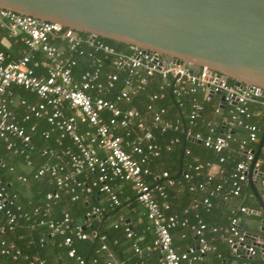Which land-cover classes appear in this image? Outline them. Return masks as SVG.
Returning a JSON list of instances; mask_svg holds the SVG:
<instances>
[{"label": "built area", "instance_id": "obj_1", "mask_svg": "<svg viewBox=\"0 0 264 264\" xmlns=\"http://www.w3.org/2000/svg\"><path fill=\"white\" fill-rule=\"evenodd\" d=\"M0 27L6 30L8 37L22 45L20 55L15 58L9 50H0V141L13 153L23 154L25 164L29 166L31 159L27 150L33 149L30 133L38 120L48 123L49 127L41 134L44 138H50L55 132L54 147L40 149L39 154L44 160L34 173L36 178L46 175L47 180L54 185L55 189L45 194L46 200L54 202L63 191L70 194L71 200H76L82 194L87 203L96 190L105 195L107 206L115 207L120 205L118 182L128 181L136 201L143 206L145 217L150 221V227L146 228L152 229L154 234L150 243L140 246V236L134 237L130 225L125 223V236L133 239L131 248L139 258L138 264H144L145 256L155 249L161 254L160 264H207L202 261L203 255L216 248L207 239L206 232L220 231L230 250L240 258L239 264H256L252 257L256 253L258 240L248 242L249 236L240 226V214L249 211L245 205L229 208L225 228L207 225L197 214L195 221L191 222L186 215L166 213L168 202H160L157 197L165 199L164 187L173 185L174 180L165 170L152 173L148 161L159 156L161 150L154 141L152 128L165 132L168 129L177 130L181 125L178 118L170 121L163 117L166 111L164 107L153 105L156 100L163 98L168 87L178 103L186 94L193 95L200 91L202 99L206 101L221 92L224 98L223 101L219 99L215 110L222 112L228 106L227 114L221 120L222 130L218 132L211 122L206 123L208 127L205 133L192 130L195 118L202 109L201 102L196 98L192 99L189 120L183 129L186 138L201 143L218 155L216 162H199L196 157V163L187 164V169H192L195 175L205 170V179L197 184L204 195L190 208H196L201 203L208 210L212 205L211 198L220 194L224 199L239 196L254 158L255 149L251 144L258 141L256 125L246 119L255 114H264V101L256 111L250 110L249 102L255 96L264 98L263 92L256 93L252 85L237 86L206 66H201L197 73H193L188 64L173 62L155 51L135 45H127L124 50L117 49L97 39V36H82L78 31L59 23L8 9L0 8ZM34 53H40L43 60H35ZM73 54L84 55L88 60V68L76 76L73 67L77 60ZM105 62L110 66V71L104 70ZM39 64L43 70L37 73L34 68ZM155 76L159 78L157 90L147 93L149 103L146 111L129 105L139 93L147 91L150 79ZM118 82L120 86H116ZM14 85L31 92L35 100L16 98ZM112 92L113 99L105 97ZM15 101L22 108L20 115L11 108ZM236 128H243L245 134L236 137ZM177 141V138L169 140L166 150H170ZM232 142L237 143L242 158L235 163L226 178L211 185L215 177L212 168L214 165L220 167L226 160L223 153L231 150ZM261 151L264 152V146ZM184 153L190 154V150L185 148ZM262 162L259 158L255 160L252 177H259L260 183L264 185V171L259 168ZM188 170H183L186 180L192 177ZM147 176L155 182H148ZM18 178L25 180L21 175ZM194 188L195 185L190 186V189ZM15 199L16 194H9L0 180V213L5 215L8 229L14 228L21 216V206L15 204ZM105 210V205L91 203L84 213L83 225L88 226L94 218L100 219ZM47 211L48 208H45L42 215ZM188 211L189 208H185L182 213L187 214ZM70 221L69 214L63 212L61 220L48 223L50 234L63 236L61 244L71 254H75L77 264H87L76 253L71 236L66 235ZM119 222L123 223L121 216ZM177 227L190 230L195 248L188 247L183 251L175 248L171 231ZM4 230L0 226V231ZM73 231L79 240L98 237L100 244L90 264H120L110 259L100 262L96 253L108 251L104 234H98L93 228L87 233L79 225ZM240 251L245 256H241ZM0 255L10 257L14 264H44L43 260L29 257L13 241L2 237ZM261 260L264 261V248H261Z\"/></svg>", "mask_w": 264, "mask_h": 264}, {"label": "trees", "instance_id": "obj_2", "mask_svg": "<svg viewBox=\"0 0 264 264\" xmlns=\"http://www.w3.org/2000/svg\"><path fill=\"white\" fill-rule=\"evenodd\" d=\"M82 36H86L87 33L79 32ZM7 35V32L5 29L0 27V38L2 36ZM97 39L108 43L110 45H113L117 49H126L127 45L119 42H115L108 38H103L100 36H97ZM20 48L21 46L18 45ZM0 50H6L4 45L0 43ZM17 55H13L12 57H16ZM73 56L76 58L77 63L73 67L74 75H78L81 71L88 68V60L84 55H77L73 54ZM33 58L35 60H38L41 62L43 60V56L40 53H34ZM104 70L110 71L111 68L108 66V63L105 62L104 64ZM35 72H42L43 68L39 64L37 67L34 68ZM102 78V76H101ZM158 76H155L154 78L150 79L147 91L139 93L136 98L133 99V101L129 104L132 106L137 107L142 112L146 111V105L149 103V99L147 96L148 92H152L157 90L158 86ZM232 82V80H230ZM17 87V89H14L15 92L19 93L21 98H25L28 101H31L34 96L31 92L23 89L22 87H18L19 85H14ZM116 86H120V82L117 83ZM114 92V91H113ZM113 92L111 94L105 95L106 98L113 99ZM163 98L156 100L153 105L158 107H164L165 113L163 114V117L165 119H168L170 121H173L174 119L178 118L180 120V126L177 130L168 129L165 132H160L157 129L152 128L153 131V137L154 141L157 142L160 147V154L157 157H152L148 161V166L151 169L152 173H157L159 171H167L170 178L174 180V184L167 186L165 185V193L166 198L162 199L160 197H157V199L162 202L163 200L167 201L169 204V208L166 210V213H176L180 216L186 215L189 217L191 222L195 221V214H197L202 220L207 224L211 225L212 219L210 216L214 215L216 206H215V197L211 198L212 205L211 207L206 210L204 206H202L201 203L198 204L196 208L191 209V205L194 202H199L204 195L202 191H200L197 187V184L199 182H202L204 177V171L202 170V173L199 175H195L194 171L192 169L188 170L187 164L188 163H196L194 159L197 157L199 162H205V161H217L218 155L215 154L213 151H211L208 148H205L201 143L192 141L185 137L183 129L187 126L188 123V112L190 110L191 102L193 98H196L199 100L202 104L201 112L198 116L195 118V124L192 125V130L195 131H201L203 133L207 130V122H211L213 125L216 126L217 131L219 132L222 130L221 127V120L222 118L227 114V108L228 106H225L224 110L222 112L215 110V105L219 102V96L213 95L209 98V100H203L202 99V93L198 91L197 93L193 95H183L179 102L177 101L176 97L170 92L169 87L165 90ZM28 94V95H25ZM264 101V98L260 96H255L254 100H251L249 102V107L251 111H256L260 108L261 102ZM11 108L14 109L17 115L21 114L22 108L21 106L14 107V105H11ZM247 122L253 123L257 127V138L261 136L263 125H264V114H255L252 117L246 119ZM48 123H46L45 120H38L37 124L35 126V129L30 133V144L33 146L32 150H27V153L29 155V158L31 159V164L27 166L25 164V158L24 155L21 153H13L12 150L7 149L5 147V144L3 141H0V180L2 184L5 186L6 191L9 194H16V199L14 200L15 204H18L21 206V216L18 218L15 227L12 229L7 228L6 224V217L3 213H0V226H3L5 228L4 231H0V238H5L7 240H13V242L21 248L22 252L27 253L29 255H37L38 259L43 260L45 263L48 262V259L50 257H54L55 255L60 252V246H58V243H60L63 239V236L55 233L51 236L52 243L45 244L42 241H40V238L44 237V235L48 234L50 232V228H46L44 225L38 224L40 218L51 219L53 221H59L62 219L63 212H67L70 216V227L66 231V235H70L72 238V245L76 249V253L81 255L87 264H90V259L94 254V251L99 247L100 241L98 237H91L84 240H79L74 236V228L75 226H82L83 225V218L84 213L88 209L89 205L91 203L102 205L98 202V197L101 194V192H97L96 190L93 191L92 195L90 196L87 203L85 202L82 194H80L79 198L76 200L70 199V194L64 193L63 191L60 192L59 198L56 199L54 202H49L45 198V194L49 191H53L54 185L52 183H49L47 181V176H40V177H34V173L36 172V169L38 168L39 164L44 160V157H42L39 154V151L42 147H54L53 142V136L55 135V132L52 133V137L50 138H44L41 134L43 130L47 129ZM244 129L243 128H236L234 134L236 137L239 133L244 135L242 133ZM245 132V130L243 131ZM133 135V133H131ZM177 138L178 141L175 142L170 150H166L165 146L169 143V140ZM258 146V142H254L251 144V147L253 149H256ZM185 148H188L190 150V154H185L184 150ZM231 151L236 152L238 155V158L234 159V164L231 163H225V161L221 164L222 169H225V171L221 173L219 177L215 176L213 177L211 181V185L215 184L216 182L220 181L221 179L226 178L229 173L231 172L232 168L234 167L235 163L242 158L241 153L237 149V143L232 142L231 143ZM224 154V153H223ZM230 154V152H229ZM230 157V155H227ZM260 158L264 162V152H260ZM263 162L260 164L259 168L260 170L264 171V164ZM225 163V164H224ZM25 167V170H22L21 167ZM226 166H228L226 168ZM225 167V168H224ZM27 169V170H26ZM183 170H188L192 177L189 180H186L183 178ZM24 176L25 180L22 181L18 178V176ZM42 180L39 182L38 180ZM15 179L20 180V182H28V180H31L32 182H35L34 184V191L35 193L38 192L33 198L28 199L24 198L23 195V189L24 186H19V189L14 186L16 185ZM146 180L148 182L154 183L155 180L152 179V177H146ZM30 181V182H31ZM163 181V180H161ZM39 182V183H38ZM38 183V184H37ZM47 183V184H45ZM121 185L122 193H119V199H120V205L115 207H109L106 206L108 209H117L122 204H126L129 206L130 209L134 208L136 205H138V202L136 201L134 197V192L130 187V184L128 181H119L118 182ZM182 185V191L180 192V196L183 198L182 203L177 202V195L176 193V187L177 185ZM191 185H195L194 189H190ZM227 184L224 186V190H226ZM47 191V192H46ZM248 192L250 193V190L248 188L247 184H243L241 193ZM103 194V193H102ZM239 194V195H240ZM221 197V194L219 195ZM217 197V196H216ZM107 204V203H106ZM45 208H48L47 213L42 215ZM185 208H189V211L187 214H183V210ZM37 209V210H35ZM35 211V212H34ZM32 212H34V216H32ZM106 210L104 211L103 215L105 214ZM228 216H227V222L229 219V209L227 210ZM103 215L99 220L103 221ZM34 218V221L32 220ZM97 218H94L92 220L93 228L98 232V234H104L106 236V243L108 244V251H100L97 252V256L99 260L103 261V256L110 253V251L118 250V247L125 248L127 246L120 245L123 239L125 238V231L124 226L125 223H117V226L111 225L110 228H106L102 225V222L98 223L96 221ZM33 221V222H31ZM31 224V226L29 225ZM213 226V225H211ZM216 226V225H215ZM146 227H150V223L147 222L146 217H144V221L140 224L139 229L142 228L147 229ZM83 230L87 233H90L91 230L87 227L83 228ZM182 231L180 227H177L171 231L172 235L175 234L177 231ZM133 236H138L134 230ZM146 231H149L147 229ZM217 235L220 234L219 232H216ZM150 234V231L148 232ZM186 236H188V242L190 243L191 235L190 230L188 229L186 231ZM215 234L211 232H206V237L209 240L211 237H213ZM215 235V236H217ZM122 236V237H121ZM219 236V235H218ZM153 239V238H152ZM218 239V238H217ZM113 240H116L117 242L114 244ZM133 239H130V242H132ZM30 241L29 243H27ZM152 241V240H151ZM150 241V242H151ZM210 243H212L215 246L214 254H220L218 248L216 247V244L209 240ZM143 242V241H142ZM140 241V246H143V243ZM149 242V243H150ZM120 243V244H119ZM224 243L227 245V243L224 240ZM174 246H176L173 243ZM191 247V246H190ZM228 249L230 250L229 246L227 245ZM185 248L184 250H186ZM68 250V249H67ZM182 251V250H180ZM136 255V254H135ZM134 255L133 258L130 259L129 264H137L139 258ZM72 256L75 257V254ZM120 258H123V256L120 254ZM30 257V256H29ZM124 261V259H122ZM220 258L218 257V262ZM2 261H7L8 263L13 262L10 257L8 256H2L0 255V263ZM47 261V262H46ZM145 261V259H144ZM126 262V261H125ZM256 264H264V261L255 260ZM14 263V262H13ZM183 263V262H182ZM181 263V264H182ZM126 264V263H124ZM222 264V262L218 263Z\"/></svg>", "mask_w": 264, "mask_h": 264}, {"label": "water", "instance_id": "obj_3", "mask_svg": "<svg viewBox=\"0 0 264 264\" xmlns=\"http://www.w3.org/2000/svg\"><path fill=\"white\" fill-rule=\"evenodd\" d=\"M0 8L155 51L193 73L206 66L264 93V0H0ZM257 142L247 180L264 213L252 177L264 125ZM258 241L263 249L264 236Z\"/></svg>", "mask_w": 264, "mask_h": 264}, {"label": "crops", "instance_id": "obj_4", "mask_svg": "<svg viewBox=\"0 0 264 264\" xmlns=\"http://www.w3.org/2000/svg\"><path fill=\"white\" fill-rule=\"evenodd\" d=\"M0 43L2 45H4L6 50H9L12 53V56L13 55L14 56L20 55V52L22 50V45L20 43L16 42L13 38L8 37L7 35L2 36L0 38ZM18 45H20L21 48ZM13 89H17V87L15 86ZM14 92H15V90H14ZM19 95H20L19 93L15 92L16 98L20 97ZM25 95H28V94H25ZM218 96L220 99V95H218ZM30 97H33L31 101L35 100L34 96H30ZM13 105H14V107L19 106L18 103H16V101ZM243 131H242V133L245 134V132H243ZM241 135L242 134L239 133L237 136H241ZM229 152H230V154H229ZM224 155L226 156L225 163H227V164L228 163L234 164V159L238 158V155L236 154V152H233L231 150L225 151ZM227 155H230V157H228ZM258 158L261 159L260 153L258 155ZM212 162H216V161H212ZM263 164H264V162H263ZM227 167L228 166H226V168ZM21 169L25 170V167L23 166V167H21ZM158 169L160 170V167ZM159 170L157 171V173L161 172ZM212 170L215 173V176H217V177H219L221 175L222 171L223 172L225 171V169H222L221 165H220V167L217 165H214ZM253 178H254L253 183L255 186V190L260 196H262V193L264 190V185L260 183L259 179H256L257 176H253ZM42 180H44V179L41 178V180H38V181L41 182ZM30 181L31 180H28V182L23 183V182H20V180L15 179L16 185L14 184V186L17 187L18 189H19V186L25 187L23 189V195H24V198H28V199L33 198L38 193V192L35 193L34 188H33L35 185L34 184L35 182H32V181L30 182ZM45 184H47V183H45ZM246 184L248 185L250 193L244 192L237 197H229L228 199H224L220 196L215 197L216 209H215L214 215L210 216L212 219V223H210V224L214 225V226L216 225L218 227L225 228L226 225L228 224V222H227V216H228L227 210L230 207H235L237 205H245L249 211L246 213L240 214V217H241L240 226H241L242 230H244L248 234V236H249L248 242H250V241L253 242V240H258L259 236H264V230H262L263 224L261 223L262 220L264 219V213L261 210L260 203L258 202V199H257L253 189L249 185L248 180L246 181ZM118 188H119L118 189L119 193H122L120 184H119ZM181 191H182V185L178 184L176 187V193H175V194H178L177 198H176L178 203H182L184 201L183 198L179 195ZM98 202L102 205L107 206L106 197L104 194L101 193L99 195ZM34 214L35 213L32 212V216H34ZM120 216L123 218V223H127L128 225H130L131 229H133L134 232L140 236V241L141 242L143 241L142 242L143 246L152 240V238L154 237L152 229H149L150 234H148L149 231H146L147 229L145 230V228H142L141 230L139 229V226L144 221V217H145L144 208L139 203H138V205H136L132 209L129 208L127 203L122 204L116 210L115 209L111 210V209H108L106 207V212L103 215V218H104L103 221L99 220L98 218H97V220L96 219L95 220L98 221V223H99V221H100V223L102 222V225L106 229V228H110L111 225H113L115 222H118ZM32 220L34 221V218ZM41 220H43L44 222L41 223ZM33 221H31V222H33ZM50 221H53V220H51V219L45 220L44 218H40L38 221L39 222L38 224L44 225L46 228H49L48 223ZM147 222L150 223V221L148 219H147ZM29 225L31 226V224H29ZM83 226L84 225H82V227ZM84 227H87L90 230H92V228H93L92 221L89 223L88 226H84ZM180 229H182L181 232L178 230L175 234L172 235L173 243L176 245L175 248L178 251H180V250L183 251L185 248H188L190 246L192 248H195V241H194V236L192 235V233L190 232V235H191L190 241L191 242L189 243L188 242V236L185 235L186 231L188 229H185L182 227H180ZM93 230H95V229L93 228ZM219 233H220V234H218L219 236L217 235V233H214L217 236L214 235L209 240H211L212 242L215 241L214 243L216 244V247L218 248L220 254L218 253L215 255L214 252H207L206 254L203 255L202 261L207 263V264H218L220 262H222V264H239V259H236L237 258L236 254L233 253L231 250H229L227 245L224 243V239L221 236L222 231H220ZM51 236L52 235L49 232L48 234L44 235V237L40 238V241H42L45 244H48V243L51 244L52 239H53V238H51ZM11 241H13V240H11ZM29 242L30 241H28L27 243H29ZM122 244L125 246L127 244V246L125 248H122V249H120L121 247H118L119 249L114 250L113 252L110 251V253H108L102 257L103 261L110 259V260H113V261L118 262L120 264H124V263L129 264L130 259L133 258L135 255V253L133 252V250L131 248L130 238H127L125 236V238L123 239V241L121 242L120 245H122ZM58 246L61 247L60 252H58V254L55 255L54 257H50V259H48V262L46 261L47 263L44 262V264H77L75 257L72 256V254L69 252V250H67V248L61 244V242L58 243ZM255 248H256V253L252 258H253V260L258 261L261 259V248L257 245H255ZM239 253L241 256H245V254L242 253L241 251ZM25 254L30 256V257H37L38 258L37 255H29L27 253H25ZM120 254L123 256V258H120V256H119ZM160 256H161V254H160L158 249L152 250L151 252H149L145 256L144 264H160ZM218 257L220 258L219 262H218ZM122 259H124V261ZM136 263L138 264V262H136ZM0 264H14V263L13 262L8 263L7 261H2ZM182 264H186V263L183 262Z\"/></svg>", "mask_w": 264, "mask_h": 264}]
</instances>
